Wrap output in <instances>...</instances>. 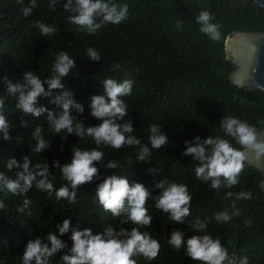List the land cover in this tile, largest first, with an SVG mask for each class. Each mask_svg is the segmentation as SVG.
Instances as JSON below:
<instances>
[{"label":"trees","instance_id":"trees-1","mask_svg":"<svg viewBox=\"0 0 264 264\" xmlns=\"http://www.w3.org/2000/svg\"><path fill=\"white\" fill-rule=\"evenodd\" d=\"M29 2L24 0L21 5L17 0H0V78L7 76L16 80L29 69L41 79L48 78L55 56L61 51L67 52L76 60L77 67L64 78V90L68 88L77 102L85 104L83 116L89 125L99 123L90 115L87 104L91 95L103 93V80L131 78L134 82L132 95L123 99L130 116L125 117V121L132 118L133 135L148 144L149 126L156 123L163 127L169 142L159 150L153 149L148 163L136 161L135 146L121 149L101 146L99 150L103 151L104 158L101 165H96L101 179L106 175H125L130 181L143 183L154 195L159 192L154 189L155 180L166 178L186 184L193 196L187 221L190 223L197 217L207 219L208 233L220 238L230 253L247 256L249 264H264L261 173L246 164L239 185L216 191L196 179L195 164L190 157L180 156L185 140L195 135H222L219 128L222 116L232 115L252 124L264 119V93L238 88L231 83L230 76L236 65L228 59L225 47L227 38L237 32L264 33V8L246 0H118L129 5L128 19L119 25L104 26L97 34L90 35L79 32L77 26L68 22L69 14L63 11L62 4L53 11L49 0H36L32 15L25 19L20 8ZM205 9L213 15L214 23L223 26L218 42L201 33L200 25L196 23V16ZM177 20L183 21L179 30ZM37 21L54 25L56 33L41 36L35 27ZM89 47L100 53V62L89 60L86 54ZM43 51L51 52L41 54ZM117 63L123 70L114 71ZM0 99L5 101L0 112L8 119L11 135L9 140L3 141L0 134V172L11 178H15V169L9 171L6 162L13 156L28 155L33 166L42 163L43 159L50 165L53 159H59L63 164L70 161L72 148L87 150L95 147V141L86 135L82 139L69 135L67 141L61 140L60 137L67 136L66 131L57 134L51 130L46 115L39 118L25 115L16 107L17 98L9 95L2 83ZM39 102L54 108L47 98H41ZM21 120L27 121V127H20ZM37 126L43 128L42 135L51 144L42 154L32 151L35 145L32 133ZM232 143L234 147H240L235 141ZM61 145L63 152L59 151ZM110 160L118 162L119 169L106 170L103 165ZM156 167L161 174L153 176L147 172L148 168ZM50 170L53 184L59 188L65 183L60 169ZM99 182L83 185L77 190L78 203L71 205L66 200H56L54 195L49 197L35 186L26 197L0 191V201L5 204L0 209V264H22L25 242L54 232L55 224L68 217L73 226L79 221L81 228L91 227L94 233L109 223L117 225L119 218L105 212L94 198ZM241 188L250 190L253 195L251 200L236 202L241 215L227 224L215 222L212 219L214 213L232 203L224 199L225 192ZM25 198L31 203L20 213L18 208L23 206ZM147 207L153 222L141 231H148L159 240L161 249L155 260L137 257L138 264H197L185 255L183 248L177 251L170 246L168 239L174 228L183 231L185 239L198 233H194L187 222L183 225L171 223L168 214L155 208L154 201L149 200ZM246 220L252 221L251 226H245ZM62 239L71 246L70 233ZM52 264H56L55 258Z\"/></svg>","mask_w":264,"mask_h":264},{"label":"clouds","instance_id":"clouds-1","mask_svg":"<svg viewBox=\"0 0 264 264\" xmlns=\"http://www.w3.org/2000/svg\"><path fill=\"white\" fill-rule=\"evenodd\" d=\"M17 3L23 5L24 0H17ZM61 4L63 11L69 14L68 22L77 26L79 32L90 35L97 34L102 27L109 24L119 25L129 17V5L119 3L118 0H49V7L53 11ZM36 6V0H30L27 6L20 8V12L27 19ZM213 20V15L207 9L200 11L196 16L200 32L213 42H218L222 37L220 29L223 26ZM182 24V20H177L176 28L181 29ZM35 27L41 36L54 35L57 31L54 25L40 21L35 23ZM49 52L43 51L41 54ZM86 54L91 62L101 61L100 53L92 47L86 49ZM74 67H77L76 60L67 52L61 51L55 56L52 69L49 70L50 77L41 79L35 71L29 69L23 71L22 78L13 80L4 76L0 78V83L9 95L17 98L16 107L25 115L35 118L46 115L51 130L57 134L66 131L67 136L60 137L61 140L67 141L69 135L80 139L86 135L95 141V147L87 150L72 148L70 161L63 164L59 159H53L50 165L43 159L42 163L37 162L33 166L28 155H21L19 158L13 156L7 160L6 167L9 171L15 169V178L0 172V191L26 197L35 186L38 191L47 193L49 197L54 195L56 200H66L71 205L78 203L77 190L83 185L100 181L96 184L94 198L105 212L119 218L118 224L114 226L109 223L94 233L91 227L81 228L79 221L73 226L71 217L65 218L55 224L54 232H47L43 237L25 242L21 255L22 264H52L53 258L56 264H138L137 257L148 261L155 260L160 253L161 244L148 231H141L153 222L147 207L149 200L154 201L156 209L168 214L171 223L183 225L187 222L193 232L198 233L185 239V233L174 228L168 239L170 246L177 251L183 248L185 255L192 261L197 264H249L247 256L230 253L220 238H214L208 233L207 219L197 217L190 223L187 221L191 215L193 196L186 184L166 178L155 180L154 189L159 192L154 195L143 183L130 181L125 175L112 174L101 179L100 169L96 166L101 165L104 158L103 151L99 150L101 146L114 149L135 146L136 161L148 163L152 150H159L167 145L169 137L163 127L156 123L149 126L148 144L142 143L133 135L135 128L132 118L125 121V117L130 116L128 105L123 99L132 95L134 82L131 78L103 80V93L91 95L87 104L90 115L99 123L86 124L83 116L85 104L77 102L71 90H64V78L69 76ZM120 70H123L121 65L115 64L114 71ZM41 98H47L54 108L40 104ZM4 106L5 101L0 99V109ZM20 127H27V121L21 120ZM219 128L222 135H195L192 139L185 140L184 149L180 153L182 158L190 157L195 164L196 179L209 184L216 191L222 188L232 189L240 184V176L250 152L257 159L264 158V119L252 124L248 120L227 115L219 120ZM42 133L41 126H37L32 133L35 141L32 151L35 153L42 154L51 147ZM0 134L3 141L11 138L8 119L2 112ZM232 141L240 147H234ZM59 151H64L62 145ZM128 162H132L131 157ZM103 167L106 170L119 169V163L110 160ZM50 168L60 169L65 183L59 188L53 184ZM147 172L153 176L161 174L158 167L148 168ZM260 185L264 188V180L260 181ZM252 198V192L243 188L239 191H226L224 199L232 203L230 207L214 213L212 219L219 224L229 223L241 215V209L236 202ZM30 203L31 201L25 198L18 211L23 213ZM4 207L3 201H0V209ZM244 223L247 227L251 226L252 221L246 220ZM69 233L71 246L62 239Z\"/></svg>","mask_w":264,"mask_h":264},{"label":"water","instance_id":"water-1","mask_svg":"<svg viewBox=\"0 0 264 264\" xmlns=\"http://www.w3.org/2000/svg\"><path fill=\"white\" fill-rule=\"evenodd\" d=\"M246 1L264 8V0ZM226 52L228 59L236 65L230 76L231 83L238 88L264 93V33L237 32L227 39ZM246 164L254 166L264 180V158L257 159L250 152Z\"/></svg>","mask_w":264,"mask_h":264}]
</instances>
